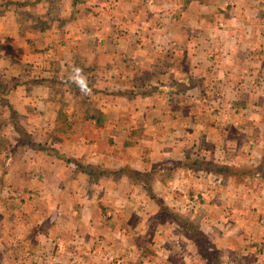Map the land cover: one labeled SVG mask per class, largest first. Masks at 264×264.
I'll list each match as a JSON object with an SVG mask.
<instances>
[{"label":"crops","instance_id":"crops-1","mask_svg":"<svg viewBox=\"0 0 264 264\" xmlns=\"http://www.w3.org/2000/svg\"><path fill=\"white\" fill-rule=\"evenodd\" d=\"M1 7L10 13L0 11L7 21L0 78L17 95L0 99V122L14 133L12 146L0 145V264H264V108L253 90L264 80V0H0ZM96 68L107 69L108 97H121L126 110V95L152 98L139 106L153 117L134 119L107 105L106 117L84 113L77 130L136 133L138 142L123 149L135 146L143 165H184L192 148L213 164L233 166L245 155L262 183L255 195L254 187L230 189L233 181L209 173L220 187L190 189L183 204L159 206L146 182L159 170L143 172L134 158L117 154L113 137L72 149L56 143L69 155H46L51 147L21 134L35 129L5 119L26 115L14 102L31 111L38 101L40 130L60 132L64 116L62 126L72 131L67 116L74 109L50 86L97 83ZM164 95L167 105L158 102ZM214 95L222 96L223 110L215 109ZM147 132L156 139L166 132L174 142L151 141ZM141 175L151 198L135 184Z\"/></svg>","mask_w":264,"mask_h":264},{"label":"rangeland","instance_id":"rangeland-1","mask_svg":"<svg viewBox=\"0 0 264 264\" xmlns=\"http://www.w3.org/2000/svg\"><path fill=\"white\" fill-rule=\"evenodd\" d=\"M11 8V6H10ZM6 10H8V7H1L0 11L2 12V14L4 16L8 15V12H5ZM21 13H23V9L21 8V10H19ZM10 13V12H9ZM30 15H32V12H29ZM38 14V12H37ZM23 15V14H22ZM21 15V16H22ZM3 29V30H2ZM7 29V21H1L0 22V30L2 31V33H4L3 31ZM105 61V58H103L102 61L99 62V64H103V62ZM99 72H100V76H97V83L94 80L91 79H87L89 80V82H87V80L83 79L85 77V75L83 74L82 79H80V84H76V85H71L69 83L67 84H59V85H51L50 86V92L54 93L55 95L53 96H59L63 97L65 96V103L61 104L64 105L65 107H69L71 109H74V114H72L71 112H69L70 114H68L67 117H69L71 120V122H67L68 123H72L74 124L73 126V130H65V127L62 126L63 124H65V122L67 121V118L65 119L64 116L62 117H58V124L60 125V132H51L49 133V131H44V130H40L42 129V125L44 123V118H40V116H38L37 112H34L33 109L37 108L38 106H40L38 101H32L31 103V111H28L26 108L22 107L20 104L18 103H13V107L16 111V113H20V112H26L25 116H14V117H6V120H11L13 118V120L15 119L19 125L22 127L23 123H28V126H30V128L35 129L32 132H23L21 134L25 133V141H27L26 139L28 137H30V140L34 141L35 143H37L38 141H42V143H44V145H48V147H51L50 149H48V153L49 152H57L58 154L63 153L64 155H69L68 152H66V149L63 148L64 146L67 148L72 149L73 145L75 143H81L83 141H88L90 140H95V141H101V143H105L107 142V139L109 140L111 137L112 140L114 139L115 141V147L113 148L114 150L117 151V154H121L122 156H127L129 155L130 161L131 159L133 160V158L135 159V162L132 161L134 164V166L136 167H144L143 168V172L145 171H151L152 169L154 171H156L157 169L159 170L160 173H158V177L155 178L154 175V179H149L148 180V187L155 191V197H154V202L156 204H161L159 206H163V204H175L172 202L173 201H179L177 202L180 204H183V193H187L190 191H200V190H211L214 187H220L217 186V183H215L214 178H211L208 174H204L205 172L203 171H197L195 169H190V168H186L188 170H193V172H191V175H189L187 172L182 171L181 168L177 167V165L171 163V162H167L164 163L163 162H159L156 164H150V163H146L145 165L138 163L137 157H136V147L135 146H130L127 147L125 149H123V145L126 143H132L135 142L137 143V134L136 133H132L130 134V132H114V131H109V130H95V129H88V130H77L78 129V124L80 123V119L83 116V114H92L95 116H99V118L101 117H106L105 113L107 114V105L110 106H114L113 108H111L112 110L115 109V111H118L121 107H123V111L124 112H128V115L131 117H135L134 119H137L139 117H145L147 118V120L151 117H153V115H145V113L143 111H141V108L139 106L142 105L144 106L145 104H150L151 101L153 100L152 98H148V99H139V98H134L133 96L135 95H126L128 97H125L126 99L128 98V103H129V107L127 108V110L125 109L124 105L126 106V102L121 98V97H108L107 95V81H102L103 80V73L104 71H107L106 68H96ZM92 72V70H90L88 72V75H90V73ZM1 73V72H0ZM82 73V72H81ZM87 75V76H88ZM102 75V76H101ZM85 82V83H84ZM90 82H92L90 84ZM94 82V83H93ZM9 83L5 82V79L3 80L2 78H0V99L5 98L7 95H17V93L14 92H9ZM119 85H113V88L118 87ZM11 87V86H10ZM126 87L128 88L129 93L133 94L135 93V91L137 90V86L136 85H126ZM140 89V87H138ZM52 89V90H51ZM57 89V90H56ZM264 80H261L258 84H255V87L253 90H255V92H257V97H260V99H257V101L260 102V108H264ZM261 91V92H260ZM114 95V94H112ZM165 99H161L158 102L162 103L164 102V105H167L168 99L166 97V95L163 96ZM124 98V99H125ZM61 99V98H60ZM262 99V100H261ZM10 100V98H8V101ZM7 101V98H6ZM60 102V101H59ZM215 109L220 108L219 110H223L225 107V103L223 102V98L220 95H214L213 97V102ZM48 104V107H53V105ZM47 104L44 103V108L47 107ZM137 104V106H136ZM131 105V106H130ZM136 108H133L132 107ZM163 105V104H161ZM64 106H57V103H55V107L57 109H61ZM2 109L6 108V105H2L0 106ZM213 109V107H212ZM89 111V113L85 112ZM7 111V110H6ZM76 112V113H75ZM123 112V113H124ZM29 113V115L27 114ZM104 113V114H103ZM125 114V113H124ZM49 117V121L55 117V115L53 114L52 116H48ZM24 118V119H23ZM65 119V120H64ZM3 120H1L0 122V145L3 147L2 150L8 149V145L12 146V142L13 141V137H14V133L12 131L8 130V127H6V125L4 123H2ZM47 122V121H45ZM129 123H127L128 125H132L130 121H127ZM164 123H166L167 121H163ZM25 123V124H26ZM133 124H135L133 127L136 128L137 124L136 122H133ZM27 125V124H26ZM126 125V124H125ZM260 128H262V134L264 133V124L261 123L259 125ZM12 133V134H11ZM148 135H155L153 133L147 132ZM18 134V133H16ZM159 134V135H158ZM158 134H156L158 136V139H156V137L154 136V139H152L151 141H156V142H161L162 144H168L171 143L173 140L171 138H169L167 136L166 132H158ZM23 138V137H22ZM183 138H185L183 136ZM141 141V139H139V142ZM171 141V142H170ZM181 141V142H180ZM174 142V141H173ZM63 144L64 146H57V144ZM73 143V144H72ZM178 143V142H177ZM179 143L184 144V140L180 139ZM27 144V143H26ZM33 146V145H32ZM31 146V147H32ZM35 148V147H33ZM130 148H134L133 150ZM36 149V148H35ZM122 149V150H121ZM127 150H130V152H127ZM199 149H191L189 151H187L188 153V157H186L185 161H187L190 158H203L205 159L206 157H202L199 156L197 154ZM10 151H12V148H10ZM182 152V151H181ZM125 154V155H124ZM182 156L184 155L183 153ZM172 156H174L175 154L171 153ZM203 155V152H202ZM205 155V153H204ZM259 157L262 155V153H258ZM178 157V156H176ZM176 159V158H175ZM236 161V160H235ZM37 163L43 162V157L42 155L39 156V158L36 161ZM243 162V163H241ZM138 164V165H135ZM185 163V162H184ZM212 163V162H210ZM213 164V163H212ZM234 167H237V169L246 171L247 174L246 175H239L237 177H229V180L233 181L230 182L228 184V188L230 189H235V188H239V186L241 187H249V188H253L252 190V194L255 195V192L257 189H259L261 186V181H257L256 179L254 180L255 177L252 176L254 168H250L249 165L246 164L245 162V155H240L237 157V161L235 162V164L233 165ZM198 172H202V173H198ZM143 175H141V177H139L136 181L135 184H137L136 186H138V188H141L144 190V193L147 195L148 198H151V194L150 191H147L145 187V185L143 186V184H145V177H142ZM157 176V175H156ZM214 176V175H213ZM134 182V181H133ZM223 181H220V183H222ZM227 183H224V186L226 187ZM149 192V193H148ZM197 193V192H196ZM243 193V192H242ZM243 195H241L240 197H242ZM180 198V199H179ZM197 197H193L191 199L192 204L193 203H198L197 202ZM163 215L161 216V219H168V216L165 215L166 213H162ZM201 247H203L202 249L205 250L208 254L209 253H213L211 252L210 248V244L205 243V241H203V239L200 237V244ZM198 245V246H199ZM0 249H2L0 247ZM201 249V250H202ZM210 251V252H208ZM227 264V263H225Z\"/></svg>","mask_w":264,"mask_h":264},{"label":"trees","instance_id":"trees-1","mask_svg":"<svg viewBox=\"0 0 264 264\" xmlns=\"http://www.w3.org/2000/svg\"><path fill=\"white\" fill-rule=\"evenodd\" d=\"M179 167H186L190 169H195L197 171H203L205 173L215 174L221 177L229 178V177H237L239 175H246L247 172L237 169V167L226 165V164H212L208 161H204L202 158H190L188 159L184 165H177ZM258 170H254V174ZM136 176V174H134ZM148 182V179L147 181Z\"/></svg>","mask_w":264,"mask_h":264},{"label":"built area","instance_id":"built-area-1","mask_svg":"<svg viewBox=\"0 0 264 264\" xmlns=\"http://www.w3.org/2000/svg\"><path fill=\"white\" fill-rule=\"evenodd\" d=\"M264 90V89H263Z\"/></svg>","mask_w":264,"mask_h":264}]
</instances>
